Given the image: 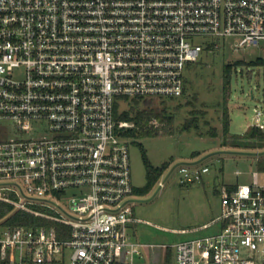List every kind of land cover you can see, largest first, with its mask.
Here are the masks:
<instances>
[{
    "label": "built area",
    "instance_id": "1",
    "mask_svg": "<svg viewBox=\"0 0 264 264\" xmlns=\"http://www.w3.org/2000/svg\"><path fill=\"white\" fill-rule=\"evenodd\" d=\"M200 37L229 39L235 51L257 47L264 0H0V120L26 134L47 125L42 137L0 142V203L13 208L0 220V264H135L148 249L163 259L175 250L177 264H264L258 173L223 189L222 215L204 226L219 224L218 233L167 247L129 232L140 223L126 202L135 187L121 130L131 125L116 105L183 97ZM252 127L264 131L263 111ZM209 172L182 165L180 182ZM81 188L89 193L72 199L66 218L28 206ZM20 194L24 201L13 199ZM18 212L40 223L9 225Z\"/></svg>",
    "mask_w": 264,
    "mask_h": 264
},
{
    "label": "rangeland",
    "instance_id": "2",
    "mask_svg": "<svg viewBox=\"0 0 264 264\" xmlns=\"http://www.w3.org/2000/svg\"><path fill=\"white\" fill-rule=\"evenodd\" d=\"M196 42L204 51L198 62L187 67L183 97L166 99L174 123L163 129L165 125L153 120L151 126L160 130L159 136L126 139L135 188H143L148 183L141 147L147 151L154 167L172 163L149 194H134L126 199V202L131 201L132 217L140 221L129 225L132 239L148 246L172 247L218 233L219 224L208 230H204V226L222 215L223 189L252 184L254 173L259 174L264 184V147L251 148L245 144L235 147L233 144L237 136L243 137L253 128L257 112H264V67L249 64L264 58V41L257 47L239 51L233 49L229 39L200 37ZM228 65L233 67L230 75L225 71ZM227 76H230V85L226 89ZM163 101L155 100L154 107L162 109ZM129 102H119V112L127 110ZM225 108L231 117L229 135L224 133ZM45 127L47 125H34L32 132L26 134L15 121L1 119L0 142L39 138L45 135ZM182 165L208 167L210 172L200 183L182 185L179 173ZM87 193L88 189L81 188L55 194L50 199L55 205L27 202L33 204H28L29 207L48 216L66 218L72 213V199ZM13 199L24 201L22 194L13 195ZM162 254L159 250H145L135 264H164ZM169 264H177L175 250H172Z\"/></svg>",
    "mask_w": 264,
    "mask_h": 264
},
{
    "label": "trees",
    "instance_id": "3",
    "mask_svg": "<svg viewBox=\"0 0 264 264\" xmlns=\"http://www.w3.org/2000/svg\"><path fill=\"white\" fill-rule=\"evenodd\" d=\"M237 64H244V62H237ZM252 66L264 67V58H259L254 62L249 63ZM232 65L226 66V73L230 75ZM225 81V88L230 85V76H227ZM185 93V90H184ZM175 100V99H171ZM129 102V108L123 112H119V107L116 105V117L121 122L131 123L133 128H125L121 130V136L124 139H133L138 136H159L160 130L151 126L153 120H158L164 126L174 123V117L169 112L167 105L168 100H164V107L162 109H156L154 107L155 100H145L142 98H135L132 100L126 99ZM162 130V129H161ZM224 133L229 135L231 133V117L227 108L224 113ZM235 147H241L242 145L250 146L251 148H263L264 147V131L258 128H252L247 135L243 137L237 136L234 141ZM142 148V155L145 167L147 169L148 183L143 188H134V194L145 196L149 194L165 173L170 169L172 163L166 162L160 167H154L149 159L147 151ZM234 189V188H231ZM13 211L11 206L0 203V220ZM39 220L33 218V216L25 213H15L8 221L9 225H37ZM172 256V249H169L165 256L164 264H169L170 257Z\"/></svg>",
    "mask_w": 264,
    "mask_h": 264
},
{
    "label": "water",
    "instance_id": "4",
    "mask_svg": "<svg viewBox=\"0 0 264 264\" xmlns=\"http://www.w3.org/2000/svg\"><path fill=\"white\" fill-rule=\"evenodd\" d=\"M178 167H179V165H178V166H176V167H174L172 171L176 170Z\"/></svg>",
    "mask_w": 264,
    "mask_h": 264
}]
</instances>
